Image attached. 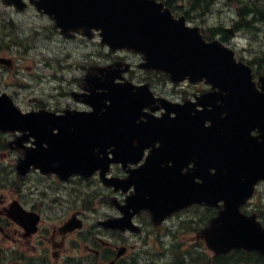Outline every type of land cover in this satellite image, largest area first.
Returning a JSON list of instances; mask_svg holds the SVG:
<instances>
[{
    "label": "water",
    "instance_id": "obj_1",
    "mask_svg": "<svg viewBox=\"0 0 264 264\" xmlns=\"http://www.w3.org/2000/svg\"><path fill=\"white\" fill-rule=\"evenodd\" d=\"M7 1L21 8V0ZM37 8L52 17L62 32L100 30L102 42L109 48L142 53V67L164 72L174 83L187 79L211 85L212 91L196 104L163 103L166 111L175 116L159 120L141 112L155 100L147 98L152 97L147 86L132 93L130 85L116 90L109 85V105L92 104L94 113L87 115L82 126L86 138L74 143H90L91 138L102 153L113 146V158L103 161L104 165L136 163L145 148L159 143L136 172L134 182L104 180L123 190L135 186L137 196L127 201V207L134 211L163 209L161 213L169 215L194 203L212 207L223 201L224 211L205 233L208 247L219 253L239 247L264 252V231L253 218L239 213L255 184L264 181V78L259 79L260 92L250 68L237 62L232 51L218 41L205 42L197 28L186 27L183 18L173 19L155 0H39ZM195 105L203 109L196 110ZM103 107L106 112L98 116ZM141 115L150 119L140 122ZM206 121L210 123L207 126ZM39 123L38 117L22 115L8 98H0L1 130H28L38 143L48 144L47 150L39 148L27 153L17 165L19 175H24L30 166L43 172H56L61 167L81 174L100 167L101 164L84 161L91 148H63V141L55 135L49 137ZM254 130L257 136L251 135ZM168 162H172L169 168H159ZM189 163H193L194 170L186 176L179 175ZM169 177L168 185L165 181ZM156 179L163 180V188L158 190L153 185ZM173 183L179 186L178 195ZM19 208L13 203L9 217L21 223L24 215ZM71 224L72 228L79 227Z\"/></svg>",
    "mask_w": 264,
    "mask_h": 264
},
{
    "label": "flooded vegetation",
    "instance_id": "obj_2",
    "mask_svg": "<svg viewBox=\"0 0 264 264\" xmlns=\"http://www.w3.org/2000/svg\"><path fill=\"white\" fill-rule=\"evenodd\" d=\"M8 8L16 12L13 7ZM28 8L32 11L34 10V7L31 5L28 6ZM191 14L189 15L190 17H192ZM42 17L44 18V16ZM49 23L51 25L50 31L61 36L54 24L51 21H49ZM13 27L14 24L9 19L3 18L0 20V54L5 52L6 54L11 53V55H14L15 52H19L21 49L23 55L29 54L27 46L22 45L20 42H15V40L19 38L18 31H14L12 29ZM6 30H13L16 32L15 37H11L8 33L7 36H4L3 32ZM37 33L38 32H35L34 35H37ZM34 35H30L29 37H34ZM62 36L73 39L78 37L82 40H91V38H87L83 35L66 34ZM90 36H92V34H90ZM5 38H8V42L5 41ZM21 53L19 52V54ZM127 56L129 55H119V58L130 60ZM39 58L42 60V67L45 71L37 69L35 75L30 74L33 75L31 81L29 77L22 76L21 74L23 68L21 69L18 63L22 60H16L12 57H0V60H6V63H0V70L11 71L10 73L12 74L3 76V78L0 77L2 81L12 85V82L18 78L20 81H25L27 79L29 82L31 81L29 89H31L32 92H37L38 97L36 98H40L32 101L24 111H50L55 113L56 116H63L65 113L73 115L75 112H90V106L83 104L81 102V97L78 95H83L86 91H90L91 75H96L98 69L105 68L107 64L100 65L102 60L98 59L94 67L90 66V62H88V64L85 62V64L72 65V67L75 66L74 69H70L69 67L67 69H60L59 65H56L53 61L51 62L44 57ZM120 61L122 60L119 59L114 63H119ZM68 71H72V75H69ZM76 71L78 73V78L75 77ZM133 71L134 69L132 70L131 68L127 73L129 72L130 74ZM142 73L144 75V80H142V82L150 85L148 80L153 76V74H151L152 72L142 71ZM35 80L37 84H35ZM21 85H23L21 87L24 88L27 86L24 84ZM194 91L190 99H194L199 95L197 89H194ZM31 96L34 95L32 93L26 95V97ZM66 123L67 122L57 120L53 123L52 127L46 126V128H52L53 133H58L59 130L65 128L64 124ZM18 137L24 140L23 142L20 141V145L24 146L22 149L33 147L31 139L24 138V136L18 133L4 134L0 132V161L1 157L5 158L11 156L9 150L12 142L10 143V141L14 139L15 141H19L17 139ZM21 152L23 155L22 150ZM5 161L7 166L4 168V182L2 181V184L0 183V264H44L45 262L49 264L71 262L79 264H107L114 260L115 248L117 247L124 248V252L119 257L118 261H114V264H192V260L188 262L186 251L181 252V256L173 255L171 241H169L170 246L164 245V242L159 236L158 238H151L152 244H159L160 247H162V245L164 246L160 251H150L151 253L146 252L143 259L139 255L137 248H135L136 241L134 239L124 238L125 235L127 237L129 235L136 236V234L118 233L117 231H110L103 228L101 225L102 221L110 217H100L96 224H88L85 213H87L88 210L96 212L95 208L91 207V200L97 198L98 191L101 192L100 195L104 193L101 200L106 197L108 192L101 187L99 179L95 177L96 174L90 177H95V179H97L93 181L98 183L99 188L98 191L94 192L87 191L86 189L88 188L81 190L76 188L77 182L78 185L88 186L89 183L85 180L90 178L69 176L67 179H60L57 175H43L36 170H31V172L23 178L18 190H12L10 181L11 160L9 158V160L5 159ZM1 174L0 172V178ZM110 175L118 178L126 176L125 171H123L122 168L119 169V166H113ZM29 177L39 178L41 180L42 186L40 189L36 186H30L29 183H27L30 179ZM36 198L37 200H34ZM116 198L119 199V201L123 200V197H119V193L116 194ZM13 200H17L22 210L25 211L24 217H26V219L21 220V225L13 222L8 217V212ZM112 201L115 202V200ZM76 203H80L79 207H75ZM115 205L116 202L114 203V206ZM86 208H88V210ZM58 210H60V212L57 214ZM61 210H63V214ZM256 210V208L247 209L250 214L256 213ZM211 212V214H217L215 210ZM28 214L31 216H28ZM76 214L82 221V229L71 232L62 231L61 227L63 224ZM118 215L119 212L115 211V215L111 217H117ZM139 218L140 216L134 219L139 220ZM259 219L264 225V217L261 216ZM166 224L167 221H165L162 226H166ZM140 230L139 226L137 234L141 232ZM154 230L157 231V228L154 227ZM166 230L169 229L167 228ZM3 242H6V245H4ZM174 245L177 246L178 244ZM207 253L211 254L210 261H207L208 264H221V262H226L231 259L228 255L224 256L215 252L209 253L208 251ZM233 254L235 257L241 259L240 261H236L238 264H247L250 260H253L256 264L264 262L263 257L257 252L250 253L244 250H235ZM204 255H206V253H204ZM162 260L163 262H161ZM236 262H234V264ZM197 264H202V261L198 260Z\"/></svg>",
    "mask_w": 264,
    "mask_h": 264
},
{
    "label": "rangeland",
    "instance_id": "obj_3",
    "mask_svg": "<svg viewBox=\"0 0 264 264\" xmlns=\"http://www.w3.org/2000/svg\"><path fill=\"white\" fill-rule=\"evenodd\" d=\"M252 1L253 0H244L242 2H248V4H250ZM180 9L181 11H183L182 6L180 7ZM175 11L177 12L178 16L182 15V12L179 9H176ZM191 16L192 20L189 23L190 26L198 27L200 32L203 30H209L213 27H220L223 30L233 28V25L239 19L237 16V6L229 0H215L209 12H205V14L200 17L196 16L195 13H192ZM3 18L12 21V23L14 24V27L12 29L14 31H18L19 39L15 40V42H20L22 43V45L27 46L29 54L23 55V53H21V49L19 50L21 54H19V52H15L14 55H11V53L6 54L4 52L0 54V57H12L16 60H22L18 63L20 64L19 66L21 67V69L23 68V72H21V74L22 76L29 77L31 81L32 76L35 75L37 69L45 71V69L42 67V60L39 57H44L51 62L53 61L56 65H59L60 69H67L68 67L70 69H74L75 66L72 67V65L85 64V62L87 64L88 62H90V66L94 67L96 66V62L98 59L102 60L100 62V65H109L117 61L115 55L113 57L112 54L103 51L104 49H102L97 42L86 39L82 40L78 37L74 39L67 38L63 37L62 35L60 36L58 34L52 33L50 31L51 25L49 23V20L36 14L34 10L32 11L31 9H29L25 13L23 12L21 14H17L15 11L9 8L7 9L0 4V20H2ZM13 30H6L5 32H3L4 36L10 34L11 37H15L16 32H14ZM35 32H38L37 35H34ZM30 35H34V37H29ZM220 37L221 36L219 35H214L213 38L218 40ZM5 41L8 42V38H5ZM224 45L231 49L238 57H242L249 62L253 61V64H256L255 62H257L260 58H264V23L258 22L254 24L253 27L245 33L242 32L239 34H235L233 32L232 35H227ZM91 55L93 58L91 57ZM10 72L11 71L0 70V77L3 78V76H7L8 74L12 75ZM68 74L72 75V71H68ZM133 75H135L138 79H136ZM75 77L78 78L77 71ZM140 77H144V75L138 73V71L137 73L136 71H134L131 74H128L126 79L130 81V78H132L134 79L133 82L137 84L139 80L142 81ZM31 81L29 82L27 79L25 81H20L18 78L12 82V85H9V83L2 81V79L0 78V93L7 94L14 100L15 104L19 108L25 110L32 103V101H34L35 99H40L36 98L38 97L37 92H32L31 89H29ZM21 84L27 85L26 88L21 87L23 86ZM35 84H37L36 80ZM150 87L156 94L161 95L162 97L170 101L181 103L185 100L190 99L192 94L195 92L194 87L188 89H185L187 87L182 86L172 87V85H170L169 83L159 81L158 78L154 76H152ZM28 93H32L34 96L26 97ZM19 153L20 151L14 150L11 152V157H5L6 160H9L10 158V160L12 161V170L14 169V160L16 162V160L20 158ZM11 177L13 182L16 178V174L12 172ZM29 178L30 179L27 181V183H29L30 186H36L40 189V187L42 186L41 180L39 178ZM98 188V183H95L88 186L87 190L91 192L93 189L94 192L98 191ZM100 193L101 192L98 191V194ZM102 196L103 195H98L95 199L94 208L96 210V214L93 215L89 212L85 213V215L87 216L88 224L95 223L96 217H111L112 215H115V209L113 207L112 200H116L117 202H119V199L111 196V205H105L101 202ZM34 200H37V198ZM79 205L80 203H76L75 207H79ZM62 211L63 210H61V213L63 214L64 212ZM59 212L60 210H58L57 214ZM194 212L195 211L190 214H186L185 216H181L183 219H185L182 223L180 221H174L175 219L171 220L174 225H171L172 228L171 231L169 230V234H161L163 239H166L167 242L168 240H172L175 242V239H177L179 243L183 244L184 249H191L193 244L200 243L202 235L198 234V229H194V221L192 220H196L200 223V219L203 218L202 216H205V222H207L210 218H208V214H193ZM162 231L163 230L161 229L157 233H160ZM3 243L4 245H6V242ZM142 245L143 241L140 242L139 240H136L135 248H137L139 255L144 259V252H149V250L147 247H143ZM161 262H163V260Z\"/></svg>",
    "mask_w": 264,
    "mask_h": 264
},
{
    "label": "trees",
    "instance_id": "obj_4",
    "mask_svg": "<svg viewBox=\"0 0 264 264\" xmlns=\"http://www.w3.org/2000/svg\"><path fill=\"white\" fill-rule=\"evenodd\" d=\"M177 1H184V3L188 9L194 11L203 10L204 12L208 10L210 3L213 0H163L164 4L170 7L171 4H176ZM233 2L237 7V14L240 22L236 31H240L241 29H250L254 22L259 21L264 23V0H253L250 4L248 2H242L244 0H229ZM245 3V4H244ZM244 4V5H243ZM210 34L217 33L218 35H224L222 40H225L226 33L223 32L220 28H214L209 32ZM252 64V62H250ZM254 63V62H253ZM256 63V71L258 73L264 74V58H260ZM249 264H255L249 262Z\"/></svg>",
    "mask_w": 264,
    "mask_h": 264
}]
</instances>
